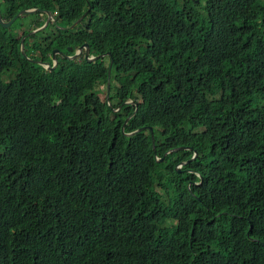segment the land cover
Listing matches in <instances>:
<instances>
[{
  "label": "trees",
  "instance_id": "trees-1",
  "mask_svg": "<svg viewBox=\"0 0 264 264\" xmlns=\"http://www.w3.org/2000/svg\"><path fill=\"white\" fill-rule=\"evenodd\" d=\"M28 9L60 34L0 25V264H264V0H0ZM85 43L110 77L31 61Z\"/></svg>",
  "mask_w": 264,
  "mask_h": 264
},
{
  "label": "water",
  "instance_id": "water-1",
  "mask_svg": "<svg viewBox=\"0 0 264 264\" xmlns=\"http://www.w3.org/2000/svg\"><path fill=\"white\" fill-rule=\"evenodd\" d=\"M32 12H34V10H26V11H23V12H21L20 14H18V15L15 17V19H13L12 21H8V22H7V21H4V20L2 19V17H1V14H0V25H1V27L4 28V29H9V28L12 26V24L14 23V21H15L17 18H19L20 16H23V15H28V14H30V13H32ZM46 13H47V15H48V18H47V20H46V22H45V25H47V24L49 23V20H50V18L52 17V14H51L49 11H46ZM76 23H77V22H75L72 26H70V28H74L75 25H76ZM45 25H43L42 27H40V28H38V29H36V30L31 31L30 34L36 32V31H38V30H41ZM62 29H68V27H62ZM24 39H25V38L22 39V47H23V48H24V46H25ZM84 46H86V55H85V57H86V59H87V61H88L89 63L97 62V61L100 59V57H101V59H102V57L110 56V55L112 54L111 52H108V53H106V54H101V55H95V56H92V51H91V47H89V44H88V43H87V44H84ZM81 49H82V48H80V50H81ZM68 50H69V51H72V50H73V47H69ZM23 51H24V50H23ZM57 52H59V50H58V49H55V54H56ZM24 53L26 54L25 51H24ZM54 56H55V55H54ZM64 56L66 57L67 60H70V59H72V60H76L77 57H78V53L75 54L74 56H69V55H66V54H64ZM55 60L57 61L56 57H55ZM32 61H33V60H32ZM33 62H35V63L38 64V65H44V64H46V63H42V62H39V61H33ZM112 64H113V63H112ZM112 64L110 65V69H109V77H110V72H111ZM48 66H49V69H50L51 71H53V70L56 68V66H50V65H48ZM109 86H110V83H108V87H109ZM129 104H131L132 106H136V104H134V103H129ZM130 119H131V117L128 118V119L126 120V122H125V124H124V126H123V128H122V131H123V132H124L125 126L129 123ZM144 131H149V132L151 133V137H152V140H153V147L155 148V141H154V134H153V131H154V130H153L152 127L141 128V129H139V130H137V131H135V132L128 133V134H125V135H126V137L129 138V137L134 136L135 134L142 133V132H144ZM179 149H181V150H187V149H192V148H191V147H182V148H177V149H171L169 152H167V154H168V153H171L172 151H177V150H179ZM195 156H197V153H196ZM192 159H194V157H193ZM192 159H191V160H192ZM191 160H188L187 163L190 162ZM158 161H159V162L164 161V157L161 158V159H159ZM185 163H186V162L181 163V164H185ZM176 170H177V172H180V171H181V170L178 169V168H176Z\"/></svg>",
  "mask_w": 264,
  "mask_h": 264
},
{
  "label": "clouds",
  "instance_id": "clouds-1",
  "mask_svg": "<svg viewBox=\"0 0 264 264\" xmlns=\"http://www.w3.org/2000/svg\"><path fill=\"white\" fill-rule=\"evenodd\" d=\"M198 2L200 1V0H197ZM28 10H34V12H32V13H39L40 15L38 16L39 17V19L41 20V21H43L44 22V24L43 25H45V22H46V20H47V18H48V15H47V13H46V11H48V10H40V9H28ZM23 11H26V10H23ZM23 11H21V12H23ZM20 12V13H21ZM50 12V11H49ZM20 13H18V14H20ZM32 13H30V14H32ZM51 14H52V17L50 18V20H49V23L48 24H50V23H54L55 22V14L56 13H52V12H50ZM0 14H1V11H0ZM17 14V15H18ZM30 14H28V15H23V16H20L19 18H25V17H27V16H29ZM16 15V16H17ZM15 16V17H16ZM41 16H44V20H42L41 19ZM46 16V17H45ZM1 17H2V14H1ZM15 17L13 18V19H15ZM19 18H17L15 21H14V23L19 19ZM4 21H12L13 19H11V20H9V19H4V18H2ZM14 23L12 24V26L9 28V31H12V28H13V25H14ZM48 24L47 25H45L41 30H44V29H46V27L48 26ZM42 25V26H43ZM42 26H39V27H36V28H32V26L29 24L28 25V28H27V30H25L24 31V33H28L29 35H31L30 34V32L31 31H33V30H36V29H38V28H40V27H42ZM22 28V27H21ZM69 28V27H68ZM62 29V28H61ZM16 30V29H15ZM38 31H40V30H38ZM38 31H36V32H38ZM36 32H34V33H36ZM34 33H32V34H34ZM16 35H17V33H16ZM26 37H27V35H25L24 37H22V39L23 38H25L26 39ZM25 39H24V42H25ZM32 40V39H31ZM22 42V41H21ZM85 44H87V43H85ZM89 44V43H88ZM72 47V46H71ZM84 47H86V46H84ZM89 47H91V44H89ZM22 50H24L25 51V46H24V48L22 47ZM23 51V52H24ZM80 51V48L76 51V52H79ZM91 51H92V49H91ZM26 52V51H25ZM70 52H72V51H70ZM85 52H86V50H85ZM108 52H111V51H108ZM57 53H61V54H63V56H64V54H66V53H64V52H62V51H60L59 50V52H57ZM66 55H68V54H66ZM70 56V55H69ZM92 56H95L94 54L92 55ZM111 56V55H110ZM65 57V56H64ZM107 57L108 56H106V59H107ZM65 59H66V57H65ZM70 60H72V59H70ZM32 61V60H31ZM33 61H35V60H33ZM55 64H53V65H51V63H46V64H44V65H40V66H43L45 69H47V70H49V71H51L50 69H49V66L48 65H50V66H56L57 67V64H58V62L55 60V62H54ZM112 63H113V61H112ZM110 74H111V72H110ZM20 76H21V73H20V71H18V70H16V69H12V70H9V71H7L6 73H3V75L1 76V79L3 80V78L4 79H7L8 81H6V83H10L11 81H13V80H18L19 78H20ZM109 83V82H108ZM110 85H111V83H110ZM107 88H108V85H107ZM107 98L109 99V94L107 93ZM129 103H134V104H136V106H134V107H138V103L136 102V101H134V102H129ZM129 103H127V104H129ZM109 105H112V104H109ZM129 105H131V104H129ZM116 110H118L119 111V109H116ZM125 130V129H124ZM154 130V129H153ZM151 134V133H150ZM153 134H154V131H153ZM154 139H155V134H154ZM153 141V140H152ZM192 148V147H191ZM187 150H189V151H192L193 150V148L192 149H187ZM196 151H195V154H194V159L197 157V156H195L196 155ZM167 154V153H166ZM192 157V158H193ZM192 158H190L189 160H191ZM194 159H192V160H194ZM159 160V159H158ZM191 160V161H192ZM188 161V160H187ZM187 161H183V162H180L178 165H181V167L183 168V166H185L186 164H187ZM190 161V162H191ZM184 162H186L185 164H181V163H184ZM177 165V166H178ZM181 168V169H182ZM189 172L190 173H192V170H190L189 169ZM203 182V179L201 178V181L199 182V183H196V184H201ZM161 229V228H160Z\"/></svg>",
  "mask_w": 264,
  "mask_h": 264
},
{
  "label": "rangeland",
  "instance_id": "rangeland-1",
  "mask_svg": "<svg viewBox=\"0 0 264 264\" xmlns=\"http://www.w3.org/2000/svg\"><path fill=\"white\" fill-rule=\"evenodd\" d=\"M200 1H202L203 4H206V2H207V0H200ZM202 13H204L203 9H202ZM30 15H34L33 17H34L35 20L33 18H31V17L25 18V19L21 17L14 23L13 28H12V32H14V34L17 33V37H24L25 36L24 31L27 30L28 25L30 24L32 26V28H33L34 22H36L39 19V17L36 16V13H32ZM41 19L44 20V16H41ZM42 31H43V33L41 35L42 37L46 36V35H50V33L52 34V32H54V31L59 33V31H57L55 29H52V27H48V28H46V29H44ZM38 40H40V39H38ZM33 53L39 54V51L33 52ZM105 62L108 64L109 63L108 59ZM3 81L6 82L8 80L3 78ZM101 89H102L101 99L104 101L107 98L106 86H102ZM116 111H118V110H116ZM176 168L181 170L182 167H181V165H178V166H176Z\"/></svg>",
  "mask_w": 264,
  "mask_h": 264
},
{
  "label": "flooded vegetation",
  "instance_id": "flooded-vegetation-1",
  "mask_svg": "<svg viewBox=\"0 0 264 264\" xmlns=\"http://www.w3.org/2000/svg\"><path fill=\"white\" fill-rule=\"evenodd\" d=\"M9 20H11V19H9ZM81 21V18L80 19H78L76 22V24H78L79 22ZM61 25H58L57 24V27H60ZM76 26V25H75ZM63 27H65V26H63ZM52 29H55V28H52ZM55 30H57V29H55ZM61 30V29H60ZM41 31V30H40ZM58 31V30H57ZM56 34H58V32H56V31H54V32H52V34L50 33V35H46V36H52V37H55L56 36ZM60 34V33H59ZM43 39H44V36L42 37ZM49 41V40H48ZM40 45H41V48H43V49H45V47H46V45L44 44V42H40ZM79 48H82L79 52H76ZM38 50H40V49H38ZM59 50V49H58ZM85 50H86V47H84V44H82V45H76V46H74L73 47V50H72V54H68V53H66V54H68V55H70V56H74L75 54H77L78 53V57H77V59L75 60V61H78V62H82L83 61V59H86V57H85V55H86V52H85ZM61 51V50H60ZM62 52H64V51H62ZM65 53V52H64ZM108 53V52H107ZM49 54V56L51 57V62H53V64H55L54 62H55V57H56V59H57V62H58V64H59V62L61 61V60H63V59H65V57L63 56V54H61V53H56L55 54V50H54V52H52V53H48ZM104 54H106V53H104ZM33 55H38L37 53H34ZM55 55V56H54ZM93 55V54H92ZM99 55H101V54H99ZM58 57H59V59H58ZM102 59H103V57H102ZM65 60H67V59H65ZM99 60H101V57H100V59ZM39 62H42V63H50L49 61H43V60H39ZM57 64V65H58ZM105 64H106V66L107 65H111L112 64V62H110L109 61V63L107 64L106 62H105ZM109 83H111V81L109 80ZM110 86L108 87V88H106V92L109 94L110 93ZM114 111H116V110H114ZM154 141H155V139H154Z\"/></svg>",
  "mask_w": 264,
  "mask_h": 264
},
{
  "label": "bare ground",
  "instance_id": "bare-ground-1",
  "mask_svg": "<svg viewBox=\"0 0 264 264\" xmlns=\"http://www.w3.org/2000/svg\"><path fill=\"white\" fill-rule=\"evenodd\" d=\"M157 139V138H156ZM173 152H175V151H173ZM164 157H165V155H164ZM165 161V160H164ZM186 168V167H185ZM168 179V178H167Z\"/></svg>",
  "mask_w": 264,
  "mask_h": 264
}]
</instances>
